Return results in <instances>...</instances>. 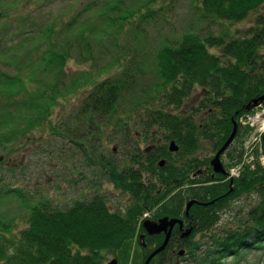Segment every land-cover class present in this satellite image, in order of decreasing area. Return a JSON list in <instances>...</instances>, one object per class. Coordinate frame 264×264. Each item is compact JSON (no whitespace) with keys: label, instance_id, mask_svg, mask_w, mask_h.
Instances as JSON below:
<instances>
[{"label":"trees","instance_id":"1","mask_svg":"<svg viewBox=\"0 0 264 264\" xmlns=\"http://www.w3.org/2000/svg\"><path fill=\"white\" fill-rule=\"evenodd\" d=\"M263 7L264 0H201V20L237 24L252 14L256 17L242 33L231 34L230 29L208 35L189 31L177 42L161 46L155 54L151 80L143 77L141 69L126 63L114 76L96 83L58 132L62 131L63 137L74 140L78 147L83 140L89 142V150H93L97 131L102 136L107 126L124 139H130L131 152L123 154L124 161L109 157L97 163L94 155L88 156L92 166H98L114 188L129 198L128 204L115 209L106 195L92 188L90 194H83L87 197L60 208L47 200L30 204L20 189H2L0 201L9 197L19 199L27 217L26 227L14 234L15 218L0 215V264H106L108 255L116 256L134 239L140 243L145 260L162 244L164 236L147 235L143 222L149 218L155 221L163 217L179 219L190 201L200 204H194L189 211L195 222L186 240L188 243H178L174 252L173 243L179 240V233L173 231L165 250L150 264H178L174 258L185 254L195 264H214L231 255L239 257L242 252L264 248V166L256 164L254 169L243 166L232 194L227 193L229 183L225 189L206 184L214 181L209 176L189 181L199 184L194 191L177 192V187L186 182L189 170L195 171L198 177L199 171L209 164L210 158L199 156L203 140L211 143L215 153L229 138L234 124L238 141L252 130L242 125L240 119L255 110L245 111L243 106L264 94V13L260 12ZM151 11L128 12L114 23L132 22L139 16L147 19L153 16ZM87 31L90 32L87 28L78 31L76 40H81V45H90L85 35ZM52 32L44 33V41L52 39ZM47 52L46 49L40 59L46 74L57 75L54 83L50 90L47 85V90L44 88L17 106L31 111L32 117L42 121L48 120L57 98L62 95L60 86L65 84L62 71L70 58L66 50ZM122 60L118 58L112 63H122ZM1 75L4 80L22 82L18 77ZM195 89H200L195 94L196 105L189 111L184 110L186 100ZM170 108L174 112L169 111ZM8 109L5 107V111L0 112V118L8 119L11 114ZM136 110H143L138 138L131 132L132 114ZM140 141L147 143L145 149L139 147ZM172 142L177 151H170ZM242 154L243 146L231 150L227 168L240 164ZM110 156L114 157V152L111 151ZM161 161H164L163 166L159 165ZM178 162L185 167L180 177ZM252 192L260 194V202L240 226L212 234L211 251L197 254L202 245L194 241V237L203 236L217 226L219 210L228 207L233 199ZM180 252L183 255H179Z\"/></svg>","mask_w":264,"mask_h":264},{"label":"rangeland","instance_id":"2","mask_svg":"<svg viewBox=\"0 0 264 264\" xmlns=\"http://www.w3.org/2000/svg\"><path fill=\"white\" fill-rule=\"evenodd\" d=\"M147 2H150L148 7L145 6ZM200 5L201 0H0V112L7 107L14 114L13 118L11 114L8 119L0 118V190L20 189L27 195L30 204L47 200L54 206L67 208L72 201L87 197L83 194H90L95 188L98 193L106 195L108 203L115 209L128 204L129 198L114 188L98 166H92L88 156L94 155L97 163L107 161L109 157L124 161L123 154L131 152L130 139H124L119 132L107 126L104 135L97 131L93 150H89V142L83 140L82 146L78 147L74 140L63 137L58 129L96 83L114 76L126 63L141 69L143 77L151 80L155 54L161 46L177 42L189 31L208 35L230 29L231 34L242 33L256 17L252 14L237 24L210 22L200 19ZM147 9L152 10V17L140 19L139 16L132 22L114 23L116 18L128 12H146ZM260 12L264 13V7ZM86 28L90 30L85 34L89 46L81 45L79 37L80 41L76 40L78 31ZM48 30L53 31L52 39L44 41L43 35ZM46 49L48 52L66 50L70 58L62 71L65 83L60 86L62 95L57 98L48 120L42 121L32 117L31 111L17 106L19 102L35 97L44 88L47 90V85L50 90L54 83L57 75L46 74L43 71L44 62L40 59ZM118 58L123 59L122 63H112ZM1 74L18 77L22 82L4 80ZM199 91L195 89L186 100L184 110L189 111L191 106L196 105L195 94ZM168 110L174 112L173 108ZM142 111L136 110L132 114L131 132L137 138L141 132ZM240 121L252 130L232 149L234 151L243 146L241 163L234 168L237 176H230L231 169L227 168L226 180L233 189L243 166L251 169L256 164L264 166L261 144L264 135L263 107H257ZM146 145L145 141L139 143L142 149ZM111 151L114 157L110 156ZM212 152L211 143L203 140L199 152L201 159L211 158L214 155ZM228 159L227 156L224 161L226 166L230 164ZM259 202L260 194L252 192L233 199L228 207L219 210L217 226L203 236L198 234L194 237V241L202 245L197 254L211 251L210 236L225 229H237ZM0 215L15 218L14 234L26 227L27 211L19 199L9 197L1 200ZM181 221L182 226L176 225L184 234L192 226L189 223L190 226L186 227ZM173 231L176 232V228ZM114 258L119 264H144L146 260H143V251L136 239L126 243L116 256L108 255L105 263ZM188 258L189 255L185 254L174 259L178 264H195ZM214 264H264V248L242 252L239 257L231 255Z\"/></svg>","mask_w":264,"mask_h":264},{"label":"water","instance_id":"3","mask_svg":"<svg viewBox=\"0 0 264 264\" xmlns=\"http://www.w3.org/2000/svg\"><path fill=\"white\" fill-rule=\"evenodd\" d=\"M260 105H264V94L258 98L251 100L249 103L244 105L243 110L250 111L254 108L259 107ZM236 129H237V126H236V124H234L233 130H232L229 138L226 140V142L223 144L221 149L217 152V154L215 155V157L212 160V166H213L214 171L216 173H223L222 165L220 162V156L225 152V150L233 142L235 135H236ZM262 141H263V146H264V135L262 136ZM170 151H172V152L177 151V146L175 145L174 142H172L170 145ZM159 165L163 166L164 161H161ZM196 203H198V202L190 201L187 204V206H186V215L187 216H188V211L190 210V208ZM198 204H200V203H198ZM203 205H207V204H203ZM176 224H179L180 226H182V221L180 219H175V218L170 219L168 217H163V218L158 219L157 221L145 220L143 222V229L147 235L157 236V235L164 234V240H163L162 244L158 248H156L147 257L144 264H150V262L153 260V258H155L158 254H160L161 252H163L165 250V248L168 245L169 239L171 237L173 228ZM191 231H192V228L187 230L186 233H184L182 235V237L183 238L188 237L191 234ZM143 237H144V235L141 236V239H143ZM179 255H183V252H180ZM106 264H119V262H118V259L114 258V259L110 260L109 262H107Z\"/></svg>","mask_w":264,"mask_h":264},{"label":"flooded vegetation","instance_id":"4","mask_svg":"<svg viewBox=\"0 0 264 264\" xmlns=\"http://www.w3.org/2000/svg\"><path fill=\"white\" fill-rule=\"evenodd\" d=\"M239 141L236 139V137H235V139L233 140V142L229 145V147L225 150V152L220 156V162H221V165H222V170H223V173H216L215 171H214V168H213V166H212V160H213V158L215 157V155L217 154V152L220 150H216L215 151V153L214 152H212V153H214V155L209 159V164L207 165V166H205L204 168H203V170L201 171H199V173L201 174L200 176H198L197 177V174H196V172L195 171H190L189 170V172H188V176H187V179H186V182L184 181L183 183H182V185H179L178 187H177V192L178 191H187V190H193L194 191V188L197 186V185H199V184H190V183H188L189 181H191V180H195L196 178H198V180H203L204 178H206L207 176H209L212 180H214V181H211V182H209V183H206V184H208V185H220V186H225L226 184H227V178H226V175H227V172H228V169H227V166H226V163L224 162L225 160H226V158H227V156L230 154V151L233 149V147L238 143ZM179 158L177 157V160H178ZM180 161V160H179ZM178 170H180L181 171V174L179 173V177L180 176H182V174H183V172L185 173V167L184 166H181V164H180V162H178ZM229 173V172H228ZM182 181V179L181 178H179V179H177V182L178 183H180ZM200 187H203V184L202 185H200ZM235 192V190L233 189V186L230 184V190L227 192V193H230V194H232V193H234ZM227 193H225V194H227ZM224 194V193H223ZM226 196V195H225ZM187 206V205H186ZM186 206H185V208H184V216L183 215H181L180 216V218L179 219H181V220H183V222H184V225L186 226V227H188V226H190L189 225V223L191 224V226L193 225V223L195 222V218L192 216L191 217V215L190 214H188L189 216H187L186 215ZM205 206H207V205H205ZM205 206H202V207H205ZM191 209V208H190ZM190 211V210H189ZM175 228H176V230H177V233H179V240L178 241H176V242H174L173 244H174V252L176 251V249H178V243H180V244H182V245H186L187 243H188V241H186L189 237H190V235L192 234H190L188 237H182V235H183V231L178 227V225H176L175 226ZM174 228V229H175ZM173 229V230H174ZM193 231V230H192ZM163 236H164V234H163Z\"/></svg>","mask_w":264,"mask_h":264},{"label":"built area","instance_id":"5","mask_svg":"<svg viewBox=\"0 0 264 264\" xmlns=\"http://www.w3.org/2000/svg\"><path fill=\"white\" fill-rule=\"evenodd\" d=\"M234 168H237V167H234ZM234 168L231 169V172H230V174H229L230 176H237V173L234 172V170H235ZM239 171H240V170H239ZM238 176H239V175H238Z\"/></svg>","mask_w":264,"mask_h":264}]
</instances>
